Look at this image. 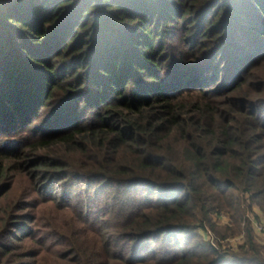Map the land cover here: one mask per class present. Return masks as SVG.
<instances>
[{
	"label": "trees",
	"instance_id": "trees-1",
	"mask_svg": "<svg viewBox=\"0 0 264 264\" xmlns=\"http://www.w3.org/2000/svg\"><path fill=\"white\" fill-rule=\"evenodd\" d=\"M256 209L264 0H0V264H264Z\"/></svg>",
	"mask_w": 264,
	"mask_h": 264
},
{
	"label": "rangeland",
	"instance_id": "rangeland-1",
	"mask_svg": "<svg viewBox=\"0 0 264 264\" xmlns=\"http://www.w3.org/2000/svg\"><path fill=\"white\" fill-rule=\"evenodd\" d=\"M219 216H215L216 221L218 222V227L221 230V233L224 234L226 228H231L232 223L228 218H218ZM205 241L210 242L215 247L222 246V250L224 249H237L238 246L242 245L244 242V238L242 236L237 237H228L227 239H222L217 234H215L211 228H208L207 231L200 232ZM259 241L264 244V236L256 233Z\"/></svg>",
	"mask_w": 264,
	"mask_h": 264
},
{
	"label": "built area",
	"instance_id": "built-area-1",
	"mask_svg": "<svg viewBox=\"0 0 264 264\" xmlns=\"http://www.w3.org/2000/svg\"><path fill=\"white\" fill-rule=\"evenodd\" d=\"M218 218H227V217L225 215H221ZM252 221H253V226H254L255 232L260 234V235L262 234L264 236V224L260 223L259 221L255 220L253 218H252Z\"/></svg>",
	"mask_w": 264,
	"mask_h": 264
},
{
	"label": "crops",
	"instance_id": "crops-1",
	"mask_svg": "<svg viewBox=\"0 0 264 264\" xmlns=\"http://www.w3.org/2000/svg\"><path fill=\"white\" fill-rule=\"evenodd\" d=\"M255 214L258 216V221L260 223L264 224V214H262L260 211H258L257 209L255 210Z\"/></svg>",
	"mask_w": 264,
	"mask_h": 264
}]
</instances>
